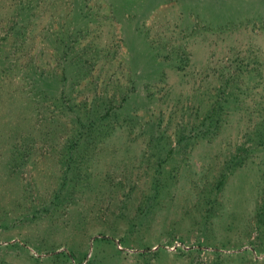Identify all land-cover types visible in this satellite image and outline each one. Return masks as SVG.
Returning a JSON list of instances; mask_svg holds the SVG:
<instances>
[{
	"label": "rangeland",
	"instance_id": "obj_1",
	"mask_svg": "<svg viewBox=\"0 0 264 264\" xmlns=\"http://www.w3.org/2000/svg\"><path fill=\"white\" fill-rule=\"evenodd\" d=\"M0 264H264V0H0Z\"/></svg>",
	"mask_w": 264,
	"mask_h": 264
}]
</instances>
